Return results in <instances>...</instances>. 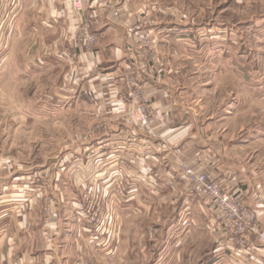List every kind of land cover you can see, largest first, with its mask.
<instances>
[{"label": "rangeland", "instance_id": "obj_1", "mask_svg": "<svg viewBox=\"0 0 264 264\" xmlns=\"http://www.w3.org/2000/svg\"><path fill=\"white\" fill-rule=\"evenodd\" d=\"M15 1L0 0V152L10 153L20 165L26 166L33 160L32 152H38L33 161L39 164L44 162V154L56 156L62 150H73L77 144V113L61 111L57 96L52 98L51 108L46 105L49 99L43 91L51 80L40 75L37 86L41 89L34 91L28 61L15 63L11 43L8 45L17 9ZM147 3L151 11L155 8L152 12L161 28L152 29L155 26L151 25L149 14L146 27L138 33L149 34L148 46L136 43L124 65L123 99L128 108L121 126L128 133H122L113 144H100V148L85 143V156L80 160L75 156L58 159L57 165L63 163L70 181L73 178L76 182L72 173L75 171L71 170L76 169L77 162L84 166L77 216L84 225L85 264H260L249 255L245 261L230 255L228 236L217 227L207 201L188 180L183 166L205 169L194 166L177 151L171 152V161L162 164L164 173L152 170L148 174L136 171L134 174L127 168L125 152L133 154L134 163L141 165L144 144L136 136L156 138L157 123L152 113L156 94L146 91L142 79L161 76L163 67L155 32L167 34L170 43L166 45L177 52L181 60L178 69L184 74L182 81L189 85L186 97L196 98L199 123L210 122L209 130L219 136L220 146L231 148L236 154L235 189L243 186L249 197L256 191L264 193V0H148ZM20 54L23 58V51ZM139 64L148 66L144 68L148 74L138 70ZM128 67L133 75L139 74L138 82L144 85V93L155 96L148 111L149 127L130 122L135 106L128 98L125 83ZM149 67L155 70L150 73ZM60 84V76L55 75L49 87L59 91ZM177 114L181 116L182 112ZM46 119L49 123L39 122ZM158 123L166 124L168 118ZM92 130L88 126L78 131L92 133ZM154 145L158 144L153 142L149 148ZM103 148L105 155L97 151ZM107 164L115 170L103 171L101 166ZM171 168L175 172L166 176ZM58 176L53 174V178ZM216 180L220 183L217 177ZM244 201L256 211L245 198ZM5 217H9L8 213L1 211L0 222ZM251 241L254 242L248 240L249 245Z\"/></svg>", "mask_w": 264, "mask_h": 264}, {"label": "crops", "instance_id": "obj_2", "mask_svg": "<svg viewBox=\"0 0 264 264\" xmlns=\"http://www.w3.org/2000/svg\"><path fill=\"white\" fill-rule=\"evenodd\" d=\"M82 1L81 14L74 7V0L14 2L17 9L13 13L12 39L6 40L8 45L11 43L13 59L16 64L28 61V76L34 91L41 89L37 86L40 75L51 80V84L44 86V95L49 99L46 105L51 108V100L57 96L61 111H76L77 144L73 150H62L56 156L44 154L45 160L39 164L33 161L38 152H32L33 160L26 166L20 165L10 153L0 152V212H7L9 216L0 222V264H85L84 225L77 216L84 187V166L77 162L76 169L71 170L75 171L72 173L76 182L73 178L70 181L63 163L57 165L58 159L75 156L80 160L85 156V143L97 144L100 148V144H113L122 133H128L122 128L128 108L123 99L122 76L124 65L136 46L131 27L139 14L145 12L151 15V25L155 26L152 29L161 28L152 12L155 8L149 9L148 0ZM113 2L118 4L121 13L118 22L112 19ZM83 16L88 18L90 30L97 35V41L89 49L77 43ZM166 36L155 32L163 67L161 76L142 79L146 91L156 94L152 112L157 123L156 138L136 136V140L144 144L141 165L134 163L133 154L125 152L127 168L134 174L135 171L148 174L152 170L162 174L166 171L162 164L171 161V152L178 151L194 166L213 173L223 188L233 190L238 185L236 154L231 148L220 146L219 136L209 130L210 122L199 123L194 105L196 98L186 97L189 85L182 81L184 74L178 69L181 60L177 52L166 45L170 43ZM55 75L60 76L59 91L49 87ZM177 112H182L181 116ZM166 117L168 123H158ZM39 122L49 123L47 119ZM88 126L93 128L92 133L78 131ZM107 127L113 130L107 131ZM153 142L157 147L149 148ZM104 149L97 151L105 155ZM112 166L107 164L101 169L111 172L115 170ZM173 171L171 168L166 176ZM53 174L59 176L53 178ZM240 189L247 203L256 208L260 224L264 223V193L256 191L249 197L248 190L243 186ZM250 238L259 246L255 234ZM252 257L264 264V247L254 251Z\"/></svg>", "mask_w": 264, "mask_h": 264}, {"label": "built area", "instance_id": "obj_3", "mask_svg": "<svg viewBox=\"0 0 264 264\" xmlns=\"http://www.w3.org/2000/svg\"><path fill=\"white\" fill-rule=\"evenodd\" d=\"M75 9L81 14L83 12V1L74 0ZM110 11L112 19L116 22L119 21L121 13L118 9L116 2L111 3ZM148 15L140 13L137 22L131 27L134 32V40L137 45L148 46L149 38L148 33L138 34L142 32L144 24L147 22ZM97 41V35L90 30L88 25V18L83 16V24L80 28L77 43L84 48H91ZM148 66L139 64L138 70L144 71ZM155 69L149 67V72ZM148 74L147 72H145ZM139 74L133 75L132 70L128 67V74L125 76V83L128 88V98L133 102L134 119L130 122H135L142 127H149L151 120L148 111L152 105V100L155 98L152 94L144 93L143 84L138 82ZM183 171L190 182L194 184L198 193L207 201L211 211L214 214V221L219 230H222L228 243L227 248L230 249V255L238 261H245V257L249 255L253 260V251L259 250L264 247V226L259 228L258 218L256 211L250 206H247L244 198L243 191L240 188L233 190L224 189L221 184L216 180V176L208 170H195L187 166H183ZM255 234L259 246L251 241L250 235ZM230 247V248H229Z\"/></svg>", "mask_w": 264, "mask_h": 264}]
</instances>
